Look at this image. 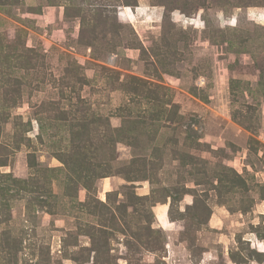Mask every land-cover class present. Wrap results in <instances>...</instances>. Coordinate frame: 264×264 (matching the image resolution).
<instances>
[{
  "label": "rangeland",
  "instance_id": "374dc122",
  "mask_svg": "<svg viewBox=\"0 0 264 264\" xmlns=\"http://www.w3.org/2000/svg\"><path fill=\"white\" fill-rule=\"evenodd\" d=\"M0 264H264V0H0Z\"/></svg>",
  "mask_w": 264,
  "mask_h": 264
}]
</instances>
